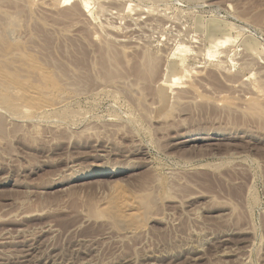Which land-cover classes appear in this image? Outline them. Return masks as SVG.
Instances as JSON below:
<instances>
[{
  "label": "rangeland",
  "instance_id": "obj_1",
  "mask_svg": "<svg viewBox=\"0 0 264 264\" xmlns=\"http://www.w3.org/2000/svg\"><path fill=\"white\" fill-rule=\"evenodd\" d=\"M0 4V264H264V0Z\"/></svg>",
  "mask_w": 264,
  "mask_h": 264
},
{
  "label": "bare ground",
  "instance_id": "obj_2",
  "mask_svg": "<svg viewBox=\"0 0 264 264\" xmlns=\"http://www.w3.org/2000/svg\"><path fill=\"white\" fill-rule=\"evenodd\" d=\"M3 2V1H2ZM4 3V2H3ZM0 6H1V4H0ZM86 7V6H85ZM85 9V8H84ZM83 9V10H84ZM86 10V9H85ZM84 10V11H85ZM200 27V26H199ZM218 31V27H216V26H214V25H212V26H210L208 29H207V32H208V35H214V34H216V32ZM209 37V36H208ZM210 38V40L212 39L211 37H209ZM208 38V39H209ZM226 38H228V37H224V39H223V42H225V40H226ZM228 40V39H227ZM219 41H221V40H215V42H216V45L218 44L217 42H219ZM215 42H213V43H215ZM226 42H228V41H226ZM221 44H224V43H221ZM219 45H220V43H219ZM176 52L174 53V54H172V57L173 58H176L178 55H181V52H183L182 50H181V48H177L176 50H175ZM208 53H209V51H207ZM208 53H206L207 55L206 56H210V55H208ZM221 53V52H220ZM222 53H224V51L222 52ZM180 58V57H179ZM103 61V60H102ZM107 63L109 64L110 63V58L108 57L107 58ZM144 61H145V63H144V65L143 66H141V67H139V71H138V73H137V79L138 80H140L141 78H143V77H141V78H139L141 75H143V74H151V72H152V69H153V66L155 65L154 63H153V60H152V58H150V56L148 57H145L144 58ZM218 61V60H217ZM220 61V60H219ZM222 61V60H221ZM155 62V61H154ZM177 62V61H176ZM180 62V61H179ZM169 63V62H168ZM105 64V63H104ZM178 65V64H177ZM167 66H168V64H167ZM174 66H175V64H174ZM173 66V67H174ZM172 68V67H171ZM176 68H178V67H176ZM175 68V69H176ZM181 68V67H180ZM179 68V69H180ZM178 69V70H179ZM182 69V68H181ZM218 69V68H217ZM225 70V69H224ZM227 70V69H226ZM109 71V70H108ZM154 71V70H153ZM166 71V73L165 74H163V77H162V79H160L158 82H157V90H158V93H159V96L161 97V98H164L165 96H167L168 95V92H169V90H168V88H169V86H170V83L173 81V78H175V77H177L178 75H177V72H176V70H169V69H167V70H165ZM228 71V70H227ZM105 72L106 73H109V72H107V70H105ZM110 72H113V71H110ZM135 73V72H134ZM153 73V72H152ZM178 73H180L179 71H178ZM225 73V72H224ZM115 75V72H113L112 74H108V76H110V75ZM182 74V73H181ZM105 75V74H104ZM152 75V74H151ZM131 76V75H130ZM183 76V75H182ZM107 77V76H106ZM133 77H135V76H133ZM108 78V77H107ZM134 79V78H133ZM109 80V79H108ZM122 80V79H121ZM141 81H143L142 79L140 80V82ZM120 82V81H119ZM129 82V81H128ZM133 82V81H132ZM260 82V81H259ZM124 83H125V81H124ZM131 83V82H130ZM127 84V83H126ZM131 84H133V83H131ZM136 84V83H135ZM139 84V83H138ZM142 84H144V83H142ZM261 84H263V83H261ZM141 84H139V86H140ZM260 86H263V85H260ZM129 87V86H128ZM138 88V87H137ZM261 88H263V87H261ZM179 90H181V89H179ZM182 91V90H181ZM157 92V91H156ZM181 96V95H180ZM179 96V97H180ZM174 99V98H173ZM176 100V99H175ZM178 101V100H177ZM169 102H170V100H169ZM255 103H256V101H254ZM174 103V102H173ZM173 103H169L170 105H172ZM258 103V102H257ZM252 104V103H251ZM259 104L260 103H258V106H259ZM254 105V103L252 104V106ZM253 107H255V106H253ZM257 108V107H256ZM259 108H257V110H258ZM261 110V109H260ZM259 110V111H260ZM263 110H264V107H263ZM262 110V111H263ZM258 111V112H259ZM261 113H263V112H261ZM29 254V253H28ZM25 258H24V256H23V254L21 255V256H19L18 258H16L12 263H10V264H23V262L25 263L27 260H24Z\"/></svg>",
  "mask_w": 264,
  "mask_h": 264
}]
</instances>
